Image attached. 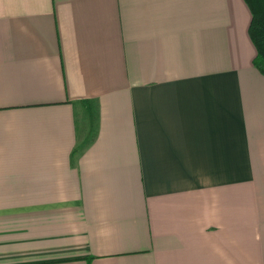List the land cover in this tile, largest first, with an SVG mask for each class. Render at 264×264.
Returning a JSON list of instances; mask_svg holds the SVG:
<instances>
[{
    "label": "crops",
    "instance_id": "1",
    "mask_svg": "<svg viewBox=\"0 0 264 264\" xmlns=\"http://www.w3.org/2000/svg\"><path fill=\"white\" fill-rule=\"evenodd\" d=\"M251 19L0 0V264H264Z\"/></svg>",
    "mask_w": 264,
    "mask_h": 264
},
{
    "label": "trees",
    "instance_id": "2",
    "mask_svg": "<svg viewBox=\"0 0 264 264\" xmlns=\"http://www.w3.org/2000/svg\"><path fill=\"white\" fill-rule=\"evenodd\" d=\"M251 12L249 36L256 48L253 61L257 70L264 74V0H244Z\"/></svg>",
    "mask_w": 264,
    "mask_h": 264
}]
</instances>
